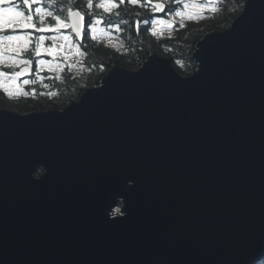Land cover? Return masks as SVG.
<instances>
[{"label":"water","instance_id":"1","mask_svg":"<svg viewBox=\"0 0 264 264\" xmlns=\"http://www.w3.org/2000/svg\"><path fill=\"white\" fill-rule=\"evenodd\" d=\"M193 59L115 66L64 110L0 108V264L264 262V0Z\"/></svg>","mask_w":264,"mask_h":264},{"label":"trees","instance_id":"2","mask_svg":"<svg viewBox=\"0 0 264 264\" xmlns=\"http://www.w3.org/2000/svg\"><path fill=\"white\" fill-rule=\"evenodd\" d=\"M221 1H226V3H229L230 6L229 13H227L225 17L220 20L224 24L221 25L223 27L222 29L225 30L230 27L233 20L238 17L247 0ZM16 2L20 9L27 15L28 10L24 6L22 0H16ZM100 2L101 0H92L93 7L88 8V2L84 0H56L50 10L55 12L57 15H61V17H65L69 9H78L82 12L85 11L87 17L86 29L88 22L94 23L96 28L105 30L107 33L116 36L118 41L113 45L104 46L95 39L90 38L88 36L89 30H86L84 32L83 41L79 42L69 26L68 28L71 33H68L71 35V43L79 49L80 57H82V52L86 50L93 59L90 66H88L87 63L84 65L82 61L79 60L70 61L68 62L69 64L66 62V66H64V69L61 71L50 70L48 68V64L50 62H45V66L41 70L37 64V61H40V58L36 57L30 48L29 51L24 54V58L31 59L33 61L30 66V73L28 77L25 78L30 80L31 83L24 86L22 91L26 92L27 95L25 96L23 94H19L16 96H8L3 91H0V108L5 109L8 106H13L18 108L21 111L20 113L23 114L37 112L39 110L48 111L52 108L64 109L70 103L78 101L87 89L99 86L105 75L113 67L120 66L131 70H138L143 66L148 58L154 54L169 57L172 62L175 60L184 61L186 66L183 75L185 76L191 75L197 70L198 65L192 56L196 51L197 44L212 30H179L180 24L170 19L168 15H175L176 12L183 13L187 5L185 0L178 3V6L172 3V0L170 3H166L167 9L164 13L153 12L152 8L144 3V0H139V3L136 5L129 4L126 0V3L124 5H120L116 11L105 13L103 9L96 7V5ZM223 2H219L221 7L225 6ZM117 3H119V0ZM44 7H48L47 0L44 2ZM155 18L172 21L175 36L157 38L153 35L150 32V28L147 25H144V23L145 21L151 22ZM95 21H99V23H95ZM121 21H127V23H120ZM137 21H139V29L136 27ZM45 22L46 24L49 22L48 18H46ZM110 22L112 23L111 27H109ZM117 23L120 24L119 31L115 28V24ZM27 31L31 32L32 30L27 29ZM5 34L8 33H0V36ZM33 35L37 34L33 33ZM181 40H183V42ZM90 43H93L94 46H96V49H94L95 51L87 48V45ZM116 44H118V49L122 50L116 51L118 50ZM92 51L95 53L90 54ZM42 59L44 58L41 57V60ZM70 64L75 65V72L69 68ZM99 64H103L105 66V70L98 72V75L93 78L90 76V82L92 83L90 84V87L82 89L78 95L74 93L73 90H68L69 88L74 89L77 87L75 84L79 81L81 66H84L85 70H89L88 67L91 68L92 65L95 67V65ZM17 70L18 67L15 71ZM48 88L50 90H48ZM39 175H41V173H39ZM262 264H264V262Z\"/></svg>","mask_w":264,"mask_h":264},{"label":"snow or ice","instance_id":"3","mask_svg":"<svg viewBox=\"0 0 264 264\" xmlns=\"http://www.w3.org/2000/svg\"><path fill=\"white\" fill-rule=\"evenodd\" d=\"M24 6L28 9V14L26 15L24 11L20 9L16 0H0V33H8L0 36V66L4 64L5 60L11 62L12 65L22 66L19 71L15 72H5L0 70V88L3 89L9 96L13 95V91L5 84L7 79L9 83L15 84L20 77L26 75L30 71V66L33 61L31 59L24 58V54L31 48L32 53L36 57H40L42 52H46L48 55H53V50L51 48H45V41L48 39H56V37H48L45 33L49 32H59L63 28L71 27L72 32L76 38H82L83 33L86 30H90L93 33V39H95L96 28L91 22H88L87 29L84 27L85 17L81 15L80 12H73L71 9L68 10V16L66 19H62L61 15H57L55 12L50 10V8L55 4L56 0H47L48 7H44L45 0H22ZM129 4L136 5L139 0H127ZM182 0H172V3L178 4ZM125 0H101L96 7L103 9L105 13H110L114 8H118L123 5ZM144 3L152 8L153 12H163L164 3L159 2V0H144ZM39 5L35 8L33 12V5ZM88 8H92V0H88ZM214 10V9H213ZM176 16H183L185 13L176 12ZM46 18H48V23L46 24ZM189 18H193L189 15ZM96 23H99L97 21ZM120 23H127V21H121ZM147 24L148 21H145ZM153 24L161 26H172V21L155 19L152 21ZM112 23H109V27ZM139 21L136 23L137 29H139ZM117 31L120 30V24H115ZM27 29H31L28 32ZM33 33L37 35H33ZM156 33L153 32V35ZM64 41H69L70 37L64 35L60 37ZM34 41V46H33ZM72 47H75L73 44ZM38 67L42 70L45 66L44 61H37ZM31 81L28 79L23 80L24 85L30 84ZM16 94L27 95L26 92L17 86L15 88ZM114 215L123 216L124 213L121 212L120 208L114 210Z\"/></svg>","mask_w":264,"mask_h":264},{"label":"rangeland","instance_id":"4","mask_svg":"<svg viewBox=\"0 0 264 264\" xmlns=\"http://www.w3.org/2000/svg\"><path fill=\"white\" fill-rule=\"evenodd\" d=\"M74 1H77V0H74ZM84 1L88 2V0H84ZM160 1H162L164 3H170L171 0H160ZM185 2L187 4L186 9L183 12V13H185V15H183V16H176L174 14L168 15V17L170 19H172L173 21H176L180 24L179 30L184 31L187 29L186 31H189V30H198L199 29L200 31H205L207 29H210V30H212L211 32H213V31H224L222 29L223 27L221 26L223 24V22L220 20L223 19V17H225V15L227 13H229V9H230L229 3H226V1L223 2L221 0H217V2H215L213 4H209L207 2V0H185ZM219 2H223L225 6L221 7V4H219ZM175 5L178 6L177 4H175ZM226 5H228V6H226ZM37 6H39V5L34 4L33 11H35V8ZM116 9L117 8H114L111 11H116ZM241 12H240V14H241ZM83 13L86 15L85 11H83ZM66 15L68 16V12ZM66 15H65V17H62V19H66L67 18ZM189 15H191L193 18L190 19ZM155 19H157V18H155ZM96 22L97 21H95V23ZM92 25L94 26V23H92ZM144 25H147L150 28V32L152 34H153V32H155L156 33L155 36L157 38L174 37L175 36V31L173 30V27H172L173 25L171 27L161 26V25L153 24L152 21L148 22L147 24L144 23ZM94 27L96 28V26H94ZM70 29H71V27H70ZM68 30H69V28H63L61 31L55 32L54 35L45 34L48 37H56V39L46 40L45 45H44L45 48H51L53 50V55H48L46 52H42V54L39 58H40V61L50 62L48 64V68L52 71L63 70L64 66H66V62H67V64H69L68 62H70V61L79 60V61H82V63L84 65H85V63H87L88 66L91 65L90 63H92L93 58L91 55H89V52H87L85 50L84 52H82V57H80L79 49L76 47H72L71 35L68 33V32L71 33V31L70 30L68 31ZM64 35L69 36L70 40L66 42V41L60 39V37H62ZM88 36L93 39V33L90 30L88 31ZM95 40L104 46H110V45H113L114 43H116L118 41V38L112 34L107 33L105 30L96 28ZM181 41L183 42V40H181ZM116 46L118 49V44H116ZM87 48L94 50V49H96V46H94L93 43H90L87 45ZM120 50H122V49H118L116 51H120ZM94 51H92L90 54L95 53ZM41 57H43L44 59L41 60ZM192 58H193V56H192ZM173 64L181 74H184V69L186 66L184 61L175 60L173 62ZM17 67H18L17 71H19L20 67H22V66L12 65L10 61L5 60L4 64L2 66H0V70L11 73V72H15V69ZM69 68L73 72H75V65L70 64ZM88 68H89V70H85L84 66H81V73L79 74L80 78H79V81L77 82V84H75V86H77V87H75V88L72 87L74 89L69 88L68 89L69 91L73 90L74 93H76L78 95L82 89H86V88L90 87V84H92L90 82L91 81L90 76L93 78L94 76L98 75L97 74L98 72L105 70V66L103 64L95 65V67H93V65H92L91 68L90 67H88ZM23 80L24 79L21 80L19 78V80L16 81L15 84L9 83L7 79L5 80V84L14 93L11 96L19 95V94L15 93V88L17 86L22 91H23V87L27 86V85L23 84ZM48 90H50V89L48 88ZM0 91H3V89L0 88ZM4 93L7 94L6 92H4ZM5 109H10V110H13L16 112H21L18 108L13 107V106H8ZM64 109L58 108L57 110H64ZM50 110H54V109L52 108ZM114 216H118V215H114Z\"/></svg>","mask_w":264,"mask_h":264},{"label":"flooded vegetation","instance_id":"5","mask_svg":"<svg viewBox=\"0 0 264 264\" xmlns=\"http://www.w3.org/2000/svg\"><path fill=\"white\" fill-rule=\"evenodd\" d=\"M117 1H118V0H116V2H117ZM159 1H160V0H159ZM160 2H161V1H160ZM117 9H118V8H117ZM117 9H116V10H117ZM45 34H46V33H45ZM49 34H50V35H54V34H55V32H54V33H52V34H51V33H49ZM49 34H47V35H49ZM113 216H114V215H113Z\"/></svg>","mask_w":264,"mask_h":264}]
</instances>
